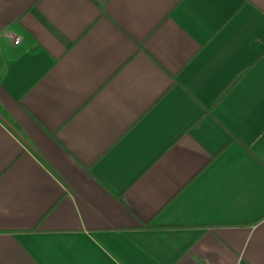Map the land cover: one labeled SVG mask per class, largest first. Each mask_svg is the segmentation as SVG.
I'll return each mask as SVG.
<instances>
[{
	"label": "crops",
	"instance_id": "crops-1",
	"mask_svg": "<svg viewBox=\"0 0 264 264\" xmlns=\"http://www.w3.org/2000/svg\"><path fill=\"white\" fill-rule=\"evenodd\" d=\"M0 264H264V0H0Z\"/></svg>",
	"mask_w": 264,
	"mask_h": 264
},
{
	"label": "trees",
	"instance_id": "trees-1",
	"mask_svg": "<svg viewBox=\"0 0 264 264\" xmlns=\"http://www.w3.org/2000/svg\"><path fill=\"white\" fill-rule=\"evenodd\" d=\"M234 81H232L231 83H230V85L233 83ZM226 91H228V88L224 91V92H222L221 94H220V96H219V98H218V100L221 98V97H223V95L226 93ZM225 147V146H224ZM223 147V148H224ZM222 148V149H223Z\"/></svg>",
	"mask_w": 264,
	"mask_h": 264
},
{
	"label": "built area",
	"instance_id": "built-area-1",
	"mask_svg": "<svg viewBox=\"0 0 264 264\" xmlns=\"http://www.w3.org/2000/svg\"><path fill=\"white\" fill-rule=\"evenodd\" d=\"M8 36H11L10 34H7ZM14 42L15 43H18L19 42V39L16 37L15 39H14Z\"/></svg>",
	"mask_w": 264,
	"mask_h": 264
}]
</instances>
